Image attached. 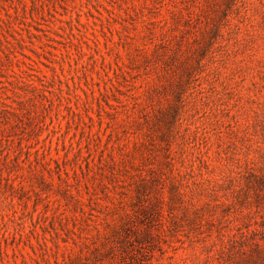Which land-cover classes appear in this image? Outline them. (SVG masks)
I'll use <instances>...</instances> for the list:
<instances>
[{
  "label": "rangeland",
  "instance_id": "rangeland-1",
  "mask_svg": "<svg viewBox=\"0 0 264 264\" xmlns=\"http://www.w3.org/2000/svg\"><path fill=\"white\" fill-rule=\"evenodd\" d=\"M0 264H264V0H0Z\"/></svg>",
  "mask_w": 264,
  "mask_h": 264
},
{
  "label": "trees",
  "instance_id": "trees-1",
  "mask_svg": "<svg viewBox=\"0 0 264 264\" xmlns=\"http://www.w3.org/2000/svg\"><path fill=\"white\" fill-rule=\"evenodd\" d=\"M39 82H36L38 84ZM35 88L38 86L35 84V81L32 82ZM149 187L147 185L144 186V189L142 193L147 196ZM144 196V197H145ZM157 208H161L160 204L156 206L147 207L145 211H142L141 213L144 215H147L149 211L156 210V216L158 215ZM138 219V220H137ZM129 217L127 220L123 222L121 226L118 227V230L116 231V243L119 246V248H126V245L129 243V241L134 238L135 241L138 243H144V242H150L153 237V232L151 231V228L146 226L143 227V230L139 229L140 223H143V220L137 217ZM139 224V225H138Z\"/></svg>",
  "mask_w": 264,
  "mask_h": 264
}]
</instances>
